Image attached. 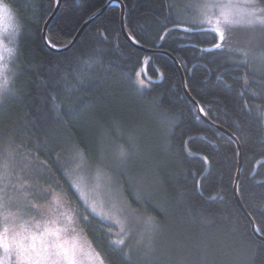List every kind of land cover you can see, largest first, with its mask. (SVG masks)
Listing matches in <instances>:
<instances>
[{
  "label": "trees",
  "instance_id": "trees-1",
  "mask_svg": "<svg viewBox=\"0 0 264 264\" xmlns=\"http://www.w3.org/2000/svg\"><path fill=\"white\" fill-rule=\"evenodd\" d=\"M4 1L15 9L21 27L8 101L12 116L0 124V136L10 129L12 135H6L25 150L24 159L44 169L35 187L48 190L52 212L59 196L70 202L55 212L52 227L39 218L35 227L12 230L13 244L26 237L30 244L31 236L47 230L57 236L45 234L44 240L63 243L77 264H264V241L236 199L239 149L217 126L240 140L244 163L238 192L264 236V71L258 62L226 38L216 48L214 32L206 30L212 28L182 18L173 0H121L129 34L143 46L178 57L187 87L208 120L187 96L171 56L147 53L123 36L118 2L66 50L82 24L110 0H62L48 27L51 45L42 29L58 0ZM139 69L145 83L135 86ZM130 97L151 105L153 113L144 120L140 157L125 159L121 180L126 188L118 194L120 204L125 202L144 225L137 221L133 233L123 235L114 219H101L77 199L65 174L72 182L78 160L99 150L96 132L85 135L86 115L110 99ZM110 110L98 114L107 125ZM132 167L145 175L138 190L127 180ZM61 226L68 229L62 240ZM19 232L24 239H18ZM12 255L16 264L15 248Z\"/></svg>",
  "mask_w": 264,
  "mask_h": 264
},
{
  "label": "rangeland",
  "instance_id": "rangeland-1",
  "mask_svg": "<svg viewBox=\"0 0 264 264\" xmlns=\"http://www.w3.org/2000/svg\"><path fill=\"white\" fill-rule=\"evenodd\" d=\"M2 2L8 5L13 19L0 15V124L4 121L8 123L12 116L10 108L13 102L8 101L13 97L11 94L14 91L15 60L21 27L15 9H12L7 1L2 0ZM173 2L177 13L182 14V18L194 24L203 23L210 28H219L232 46L240 47L242 52L247 53L254 62H258L256 65L264 71V34H262L264 5L260 0H173ZM206 4L219 7L204 8ZM17 24L19 32L15 30ZM255 50L258 52L257 56ZM135 79L138 82L135 86L144 85L145 79L140 69ZM136 95L138 96V93ZM136 95L132 96L138 98ZM136 98L110 99L107 103L97 105L86 115L83 124L89 131L85 135L91 137L95 131L96 137L101 139L100 147L99 150L85 156V160L79 161V159L70 175L72 184L87 209L101 219H114L123 235L133 233L137 221L144 225L141 218L131 215L135 212L129 211L130 208L125 202L120 204L118 197L121 189L126 188L125 180H121L122 168H127L125 159L140 157L143 149L141 131L145 124L144 120L150 119L153 113L150 110L151 105H138L135 103ZM108 110L110 113L104 121L111 123L110 125L104 124L98 116V114L105 115ZM10 131V129L5 130L0 136V229L5 227V219H7V236L12 240L15 234L13 231L29 224L35 227L39 218L43 220L44 225L52 227L55 212L65 207L69 208L70 202L65 197L59 196L56 201L57 204L59 202L58 209L53 212L50 210L52 204H49L50 201L46 196L48 190L46 191L42 185L41 190L38 186L35 187L39 183L36 176L42 175L44 169L24 159L25 150L14 142L15 139L10 136L12 135ZM7 133L10 135H6ZM113 137L120 139L116 141ZM122 151L123 155H121ZM5 163L6 169L3 167ZM143 174L144 172L137 167H132L126 173L128 182L136 190L141 187L145 176ZM58 228L59 238H64L68 229L62 226ZM77 228H82V224H77ZM17 234L20 240L26 235L24 232ZM0 259H7V254L3 250H0Z\"/></svg>",
  "mask_w": 264,
  "mask_h": 264
},
{
  "label": "snow or ice",
  "instance_id": "snow-or-ice-1",
  "mask_svg": "<svg viewBox=\"0 0 264 264\" xmlns=\"http://www.w3.org/2000/svg\"><path fill=\"white\" fill-rule=\"evenodd\" d=\"M204 8H214L219 7L218 5L206 4ZM0 15L7 17L8 19H13V14L9 9L7 4H4L0 0ZM15 30L19 32V25H15ZM180 30L185 32H191L193 29L190 28H181ZM213 31L216 36L215 47L220 48L225 41L224 32L219 28L206 29ZM247 55V53H245ZM123 151L121 155H123ZM7 168V164L3 166ZM65 180L69 185V189L72 190L73 194L77 196V199H80L78 192L76 191L74 185L71 182V179L65 174ZM59 185H57L58 187ZM94 214V213H93ZM87 221V217H83ZM7 219H5V227L0 229V250H3L7 254V259H0V264H12L13 261V249L15 248V258L16 264H77L76 259L74 258V253L70 254L69 251L65 248L63 243H57L55 239L53 240H44V235H52L53 237L57 236L55 232H48L40 234L39 236H31V243H26L27 237L23 241H17L13 244L12 240L8 238V228H7ZM37 239L40 240L39 246H37ZM123 243V241H119ZM100 264H103L101 260Z\"/></svg>",
  "mask_w": 264,
  "mask_h": 264
},
{
  "label": "water",
  "instance_id": "water-1",
  "mask_svg": "<svg viewBox=\"0 0 264 264\" xmlns=\"http://www.w3.org/2000/svg\"><path fill=\"white\" fill-rule=\"evenodd\" d=\"M61 1L62 0H58L57 2V5H56V9L53 11V13L50 14V16L47 18L48 20L45 22L44 26H43V33H42V36L44 38V40H46V42L50 44L49 40L47 39V33H48V27L51 23V21L54 19V17L57 15L59 9H60V4H61ZM114 2H118L119 5H121V26H122V34L123 36H125L131 43L134 44L135 47H139L140 49H142L143 51L145 52H150V53H158V52H161V53H164L165 55L167 56H171V58L173 59V61L175 62L176 66L179 67V70H180V73H181V77H183V85L185 87V92L187 94V96L191 99L192 102H194V104L196 105V107L199 109L201 115L203 116V118H206V114L205 112L203 113L202 112V108H200V105H199V102L198 100H196L195 97H193V95L191 94L190 90H189V87H187V84H186V76H185V73H184V68L181 64V61L178 59V57L176 55H174L172 52H168L166 50H162L161 48H151V47H146V46H143L141 45L140 43L137 42V40H135L128 32L127 30V26H125V17H126V4H124L121 0H110L107 4H105V6L97 11L95 14H93L90 18H88L83 24L82 26L80 27L81 29L76 33V35L72 38V42L68 45H66L64 48L62 49H71L72 46H74L79 40H80V37L83 35V32L87 29L86 27L96 18L98 17V15L102 14L104 10H106L110 5H112ZM53 48L55 49H58L54 46H52ZM61 50V49H60ZM208 119V118H206ZM209 120V119H208ZM218 128H220L222 131L224 132H227L229 135H231L232 138L235 139L236 141V145H237V149H239V166H238V174L236 176V183H235V192H236V199H237V203H239V206L240 208H242L243 212L247 214L249 220H250V223H252V227H253V231L258 234V237L260 239H262L264 241V236H262L260 234V232L258 231V228H257V224L255 223V220L253 218V216L247 211L244 203L242 202L241 200V197H240V194L238 192V188H239V179L241 177V174H242V166H243V163H244V159H243V149L241 148V143H240V140L239 138H237L236 136H234L228 129H225L223 128L222 126L220 125H217Z\"/></svg>",
  "mask_w": 264,
  "mask_h": 264
}]
</instances>
